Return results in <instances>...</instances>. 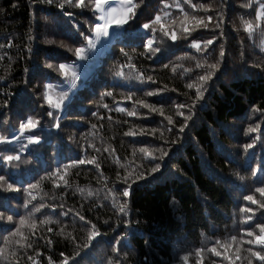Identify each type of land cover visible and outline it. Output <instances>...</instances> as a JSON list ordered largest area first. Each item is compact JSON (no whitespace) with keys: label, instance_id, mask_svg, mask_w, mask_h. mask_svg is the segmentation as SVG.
Wrapping results in <instances>:
<instances>
[{"label":"trees","instance_id":"trees-1","mask_svg":"<svg viewBox=\"0 0 264 264\" xmlns=\"http://www.w3.org/2000/svg\"><path fill=\"white\" fill-rule=\"evenodd\" d=\"M61 2L0 0V175L19 189L0 188V264H248L247 249L259 245L247 244V230L259 234L254 225L264 222L255 191L264 187V0H134L135 15L94 48L85 39L100 23L90 0L79 8ZM152 27L159 51L144 46ZM218 59L212 77L199 81ZM30 117L36 127L21 133ZM142 147L168 153L155 161L158 171ZM18 228L23 235H12Z\"/></svg>","mask_w":264,"mask_h":264},{"label":"snow or ice","instance_id":"snow-or-ice-1","mask_svg":"<svg viewBox=\"0 0 264 264\" xmlns=\"http://www.w3.org/2000/svg\"><path fill=\"white\" fill-rule=\"evenodd\" d=\"M47 3H52V0H46ZM187 2V0H186ZM73 3V0H62V2L58 5V7L60 8H64L65 4H72ZM108 3H109V0H90V6L91 8L94 10V15L95 14H98V20L99 21H102V23H95L94 26L92 28H90V31L92 33H94V37H86L85 39L87 40V47L88 48H94L95 47V44L97 42H99L100 38L101 37H107L109 35V29L112 27V26H116L117 28L119 27H122L123 25L127 24L128 21L132 18V16L135 15V12H134V9L137 8V3L134 2V0H120V3L118 4L117 7H109L108 6ZM74 6L75 7H86L87 5H85V0H75L74 2ZM177 6H179V3L177 4ZM165 7H167V5H165ZM193 8L197 7L196 5H192ZM259 11H257V17L259 18L260 16L264 15V3H260L259 5ZM165 15H167V13H165ZM194 20H196V17H193ZM212 17L209 16L208 17V20H211ZM161 20V17L159 15H157L155 17V19L152 21V25H155L157 23H159ZM197 23L198 24H203V21L202 20H197ZM142 27L144 29H149L150 28V24L149 23H144L142 25ZM163 27V26H161ZM204 27H207V24H204ZM250 27V25H249ZM151 31L153 33L152 37L149 38L147 40V43L144 45L145 47L149 48L151 51H159V48H152V45L154 43V40H155V32H156V29L155 27H152L151 28ZM185 31H187V29H185ZM165 36L168 35L167 32L164 33ZM176 35L175 33L173 32L171 34V39L173 41L176 40ZM213 41L212 40H208L206 42V45H210L212 44ZM194 47H196L197 49H199L200 45L199 44H194ZM121 51L123 52V49H121ZM84 52H85V49L83 48H77L75 50V54L80 57L81 59L84 58ZM125 55H127V53H125ZM225 55V52L223 50V48L220 49L219 51V57L220 58H223ZM207 63V62H205ZM219 63H220V60L218 59L216 61V63H211V64H208L207 67L209 69V71H207L204 75H200L198 77L199 81L201 82H205L207 80H209L212 75H213V71L212 70H215L218 68L219 66ZM130 67H134V65H129ZM60 70L63 71L65 68H66V65H63L61 64L60 66ZM197 67H200V63L197 62ZM65 75H67V73L65 72L64 73ZM73 78L76 77V73L73 72ZM117 75H123L122 72H118ZM149 80H151V77H148ZM46 89H50L52 87V85H46L45 86ZM187 87L189 89H192L194 87L193 84L189 83L187 85ZM106 95L108 96H111L112 93L111 92H108L106 93ZM146 95L148 96H152L154 95L153 92H148L146 93ZM203 97V91L201 89V87L197 86L196 87V91H195V99L196 100H200L202 99ZM66 98V94H61L58 99H57V102L53 105L54 108L56 109H59L63 103V100ZM45 99L47 100L48 99V94H47V91L45 92ZM138 103H141L143 104V106L145 108H150L152 111H157V108L153 105H150V104H147V103H144L143 101H139ZM192 106L194 105H185V104H178L176 105L177 108L179 109H183L185 107H188V108H191ZM105 107H107V105H105ZM123 110V109H121ZM47 115L49 116H52L53 113L52 112H49L47 113ZM128 115L129 116H135L136 113L134 111H130L128 112ZM160 115L163 116L164 113L162 110H160ZM179 115L181 116H184V113L183 112H180ZM191 116H184V120H188L190 119ZM57 120V124L56 126L58 127L59 126V118H55ZM168 123L171 124L172 123V117H168ZM38 123L37 122H34L33 119L30 117L28 118L27 120V123H21L20 124V132L23 133L25 131V129H31V128H35L36 127V124ZM183 130V126L181 127V131ZM249 132H255L257 131V128H254V127H249L248 129ZM128 135H135V133H128ZM7 138L6 137H2L0 136V142H3L5 141ZM29 139V142H38V137H34V136H29L28 137ZM244 147L247 149V148H251L253 147L252 144H246L244 145ZM139 152L142 153L144 155V158L145 159H148L149 163L151 164V167H150V170L152 172H156L158 171L160 165L159 163H155V161L159 160V159H163L164 156L168 155V153L166 151H164L163 148H155L153 151H149L148 148H140L139 149ZM155 153H159V155L157 156ZM6 160L8 161H12V160H18L19 159V156H6L5 157ZM74 163H85L84 160H79V161H74ZM88 163H92V161H88ZM98 166V165H97ZM137 167L139 168H143V164H139L137 165ZM59 171V170H58ZM135 177L137 179L141 178L143 173L142 172H135L134 173ZM126 182H127V177H126ZM30 188L32 187H35V185H29ZM0 188H4L5 191H10V190H15V191H19V189H14V186L12 183H8L5 176H2L0 175ZM256 192H258L262 197H264V187H259V188H256L255 190ZM29 195H31V193H29ZM122 195L124 197H128L129 196V191L127 189H125L122 193ZM33 199H35V197H33ZM245 200L247 201H251L252 204H256L257 203V200L251 196V195H248V196H245L244 197ZM44 205L43 204H40L39 207H34V211L35 212H39L41 208H43ZM260 207L261 208H264V203H261L260 204ZM125 211V208L123 205H120V212H124ZM242 211H247V212H251L252 209L251 208H248V209H242ZM32 217V213L30 212L29 213V217L28 218H25V217H21L20 218V225H25L26 223V220L27 219H30ZM0 219H5V216H4V213L0 212ZM6 219L8 221H12L13 220V216L9 215L6 217ZM79 219L81 221H83L85 218L84 216H80ZM252 220V216H248L246 218V223L248 221H251ZM48 221L45 220L44 223H47ZM29 227L31 228H35V221L33 220L32 223L29 225ZM91 227L93 229H95V225H91ZM254 228L255 229H258L259 230V234H256V232L250 228L247 230V236L250 237V239L247 240V244L249 245H259V250L258 251H253L252 248H248L247 251L248 253H250V257L248 259V264H252V258H255L257 260H259L260 262H262V264H264V222H260V223H256L254 225ZM49 231H51V229H49ZM12 235H23L21 232H20V229L18 228L17 231L15 233H12ZM99 235L98 232H93L92 233V236H90L89 238H93L95 236ZM237 240V237L236 236H232L231 237V241H236ZM17 243H20V241H17ZM217 244H220L221 241L217 240L216 241ZM28 247H31V244L28 245ZM202 251V249H197L196 250V253L197 255H199V253ZM211 252L215 253L216 255H221V253L217 252L216 248L213 247L210 249ZM3 254V250L0 249V255ZM237 259H239V256L236 257ZM29 259H31V257H29ZM182 259L184 261H187L188 260V257L185 256V257H182ZM63 264H68V260L67 258L63 261Z\"/></svg>","mask_w":264,"mask_h":264},{"label":"rangeland","instance_id":"rangeland-1","mask_svg":"<svg viewBox=\"0 0 264 264\" xmlns=\"http://www.w3.org/2000/svg\"><path fill=\"white\" fill-rule=\"evenodd\" d=\"M120 3V0H109V3H108V6L109 7H117L118 4ZM264 3V2H263ZM260 10V9H259ZM260 17H263L260 16ZM100 23H102V21H100ZM120 28V27H119ZM117 28L115 25L112 26L110 29H109V35L107 37H102L101 39L104 41V43L109 39V38H112L114 36V32L119 29Z\"/></svg>","mask_w":264,"mask_h":264},{"label":"bare ground","instance_id":"bare-ground-1","mask_svg":"<svg viewBox=\"0 0 264 264\" xmlns=\"http://www.w3.org/2000/svg\"><path fill=\"white\" fill-rule=\"evenodd\" d=\"M173 121V120H172Z\"/></svg>","mask_w":264,"mask_h":264}]
</instances>
